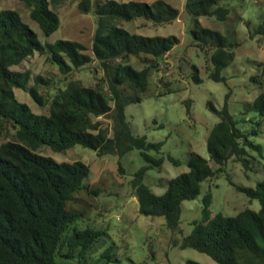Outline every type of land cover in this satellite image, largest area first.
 Returning a JSON list of instances; mask_svg holds the SVG:
<instances>
[{
	"label": "trees",
	"instance_id": "16d2710c",
	"mask_svg": "<svg viewBox=\"0 0 264 264\" xmlns=\"http://www.w3.org/2000/svg\"><path fill=\"white\" fill-rule=\"evenodd\" d=\"M28 10V17L48 35L59 26V18L49 7L48 0H19ZM219 0H184L183 9L191 16L188 30L191 45L204 57L206 77L224 82L220 70L231 63L234 49V23L228 20V8ZM78 8L94 17V29L89 52L72 39L60 38L40 43L35 32L11 9L0 10V134L9 124L14 130L13 140L0 141V264H88V250L106 235L105 229L88 225L72 226L80 216L79 210L68 207L74 194L86 190L84 179L88 166L78 160L56 162L34 152L45 145L59 152L72 145L92 149L96 156H121L135 149L145 162L133 172L130 184L138 211L145 216H161L164 226L173 235L171 246L192 248L208 255L216 264H264V174L253 187L228 183L248 199H256L259 208H244L232 216L219 213L210 216L209 191L202 196L201 218L191 222V230L180 235L178 227L180 205L194 199L200 183L224 172L226 162L240 163L244 172L250 170L252 152L264 159L262 146L251 137L259 132L264 117V90L249 102H243L241 113H256L257 119L247 121L250 128L241 129L238 120L227 108L229 90L224 102L216 109L210 101L208 108L217 121L205 137L207 159L194 151L187 153V170L167 179H160L163 192L153 193L141 180L146 169H160L162 156L147 153L160 152L163 140L150 142L143 134H133L124 114L130 103L139 102L148 88L151 72L157 70L158 60L178 43L175 35H140L129 32L115 22L144 19L152 25L170 23L178 10L166 0H80ZM199 16L230 22L226 34L202 26ZM233 22V23H232ZM249 38L264 41V18L255 25L245 22ZM33 52L45 54L66 76L73 69L96 61L101 76L93 85H83L77 79L67 78L52 95L43 97L38 85L47 80L40 75L31 77L29 70L10 69ZM135 57L141 64L133 68L127 61ZM259 77L264 80V60L257 63ZM191 81L199 83L198 67L191 65ZM254 80V79H253ZM162 93L170 92L169 82L163 77L155 81ZM13 88L26 92L39 106L46 104L45 113H33L16 100ZM159 93L158 95H160ZM191 100L182 101L187 118ZM108 115L109 125H102L98 117ZM173 165L178 160L167 155ZM264 170V167H263ZM109 259L107 250L100 259ZM100 260V261H101ZM92 264V263H90ZM184 264H203L186 260Z\"/></svg>",
	"mask_w": 264,
	"mask_h": 264
},
{
	"label": "rangeland",
	"instance_id": "374dc122",
	"mask_svg": "<svg viewBox=\"0 0 264 264\" xmlns=\"http://www.w3.org/2000/svg\"><path fill=\"white\" fill-rule=\"evenodd\" d=\"M80 0H48L49 7L56 12L59 26L50 34L43 35L37 25L28 17L27 8L19 0H0L1 9H11L18 13L20 19L36 34L40 43L53 42L66 38L81 43L86 53L89 52L90 39L94 29V17L90 12H82L78 8ZM94 0H89L92 2ZM100 1V0H98ZM127 1V0H116ZM177 8L178 16L170 23L152 25L150 22L136 18L130 21L115 23L129 32L140 35H175L178 43L158 60L156 71L151 72L148 88L139 102L125 106L124 114L133 134H143L147 141L163 140L160 152L148 150L154 156H162L160 169L155 167L144 171L141 182L155 194L163 192L159 180L164 181L186 171V157L189 151H194L207 159L205 137L208 129L217 121L216 115L208 108L207 101L218 109L224 102V94L229 90L227 108L238 120L241 129L252 125L247 120L256 113H241L243 102H249L263 89L264 80L259 77L256 64L264 60V41L257 37L249 38L245 22L255 25L264 18V0H219L218 4L228 8V20L236 19L234 23V39L239 45L233 50L234 56L228 65L220 70L224 82H215L206 77L204 57L197 48L191 45L189 28L191 16L183 9L184 0H166ZM202 26L215 29L226 34L225 29L230 22L217 21L213 17L199 16ZM233 23V22H232ZM128 63L135 69L141 64L129 56ZM198 67L201 78L199 83L191 81V65ZM10 69L29 70L31 77L40 75L47 80L46 84L38 85V91L43 97L52 95L56 88L62 87L67 78L77 79L83 85H93L99 80L101 71L92 60L78 69H73L66 76L60 74L45 54L33 52L18 65ZM163 77L168 80L170 92L162 93L155 81ZM254 79V80H253ZM17 101L25 103L33 113H45L46 104L37 105L29 95L13 88ZM161 93L160 95H158ZM189 98L191 102L190 117L184 112L182 101ZM108 115L98 117L101 124L109 125ZM14 130L9 124L0 134V141L13 140ZM255 143L262 146L264 155V117L261 118L259 132L252 136ZM35 153L48 156L56 162H71L78 160L88 166L89 172L84 179L86 190L76 192L68 207H73L81 213L72 226L83 228L88 225L105 229L106 235L94 244L87 252L86 263L90 264H184L193 260L203 264H216L208 255L192 248L171 246L170 238L179 237L166 229L161 216H145L139 213L130 179L134 171L145 165L135 149L121 156L107 154L96 156L92 149L75 144L55 152L42 145ZM250 170L243 171L240 163L229 159L224 172L210 180L200 183L199 194L190 200L181 201L178 227L180 235L191 230V222L201 218L202 196L210 192L211 201L208 206L209 215L217 213L232 216L244 208L257 211L259 204L256 199H248L228 183L226 175L234 184L253 187L264 174V159L255 152L251 153ZM169 155L178 164L173 165L166 156ZM107 250L109 259H100V254ZM101 260V261H100ZM71 264H76L74 261Z\"/></svg>",
	"mask_w": 264,
	"mask_h": 264
}]
</instances>
